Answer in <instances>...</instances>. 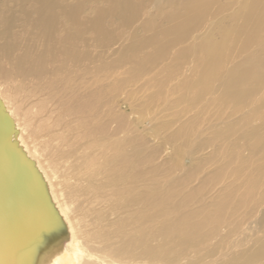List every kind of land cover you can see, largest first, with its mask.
Listing matches in <instances>:
<instances>
[{"label":"bare ground","instance_id":"6f19581e","mask_svg":"<svg viewBox=\"0 0 264 264\" xmlns=\"http://www.w3.org/2000/svg\"><path fill=\"white\" fill-rule=\"evenodd\" d=\"M143 1L0 0L46 210L0 264H264V0Z\"/></svg>","mask_w":264,"mask_h":264},{"label":"water","instance_id":"95a60500","mask_svg":"<svg viewBox=\"0 0 264 264\" xmlns=\"http://www.w3.org/2000/svg\"><path fill=\"white\" fill-rule=\"evenodd\" d=\"M1 109L0 106V244L6 247L0 249V258H4L25 236L24 231L46 222L40 212L45 209L41 204L42 186L31 163L16 151L8 133L10 119ZM17 237L19 240L12 242Z\"/></svg>","mask_w":264,"mask_h":264},{"label":"rangeland","instance_id":"374dc122","mask_svg":"<svg viewBox=\"0 0 264 264\" xmlns=\"http://www.w3.org/2000/svg\"><path fill=\"white\" fill-rule=\"evenodd\" d=\"M136 1H138V0H136ZM143 5H144V7L145 6H149V2L148 1H143ZM173 11H177V9L175 8ZM229 12H231V10H229ZM229 12H223L224 13V16L227 14V13H229ZM154 15H155V12L153 13ZM149 17H153V15H152V13H150L148 16H145V17H143L142 16V18H141V21H142V19L143 18H146V20H147V18H149ZM225 18H226V16H225ZM156 19V21H155V24H157V25H159V26H165V24H167V22H165V21H161V20H159V19H157V18H155ZM138 32H140V35H143V29H141V28H138ZM219 35L220 34H217L216 33V41H218L220 38H219ZM155 39H162L163 38V36L161 35V33L159 32V33H157V34H155Z\"/></svg>","mask_w":264,"mask_h":264}]
</instances>
